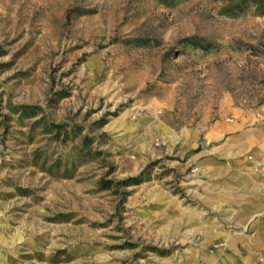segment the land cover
<instances>
[{"label": "rangeland", "instance_id": "1", "mask_svg": "<svg viewBox=\"0 0 264 264\" xmlns=\"http://www.w3.org/2000/svg\"><path fill=\"white\" fill-rule=\"evenodd\" d=\"M168 262L264 264V16L0 0V264Z\"/></svg>", "mask_w": 264, "mask_h": 264}, {"label": "trees", "instance_id": "2", "mask_svg": "<svg viewBox=\"0 0 264 264\" xmlns=\"http://www.w3.org/2000/svg\"><path fill=\"white\" fill-rule=\"evenodd\" d=\"M242 3L244 4H250L255 7L257 12L261 15L264 16V0H242ZM204 50L207 49V47H202Z\"/></svg>", "mask_w": 264, "mask_h": 264}, {"label": "crops", "instance_id": "3", "mask_svg": "<svg viewBox=\"0 0 264 264\" xmlns=\"http://www.w3.org/2000/svg\"><path fill=\"white\" fill-rule=\"evenodd\" d=\"M167 264H171V263L168 262Z\"/></svg>", "mask_w": 264, "mask_h": 264}]
</instances>
